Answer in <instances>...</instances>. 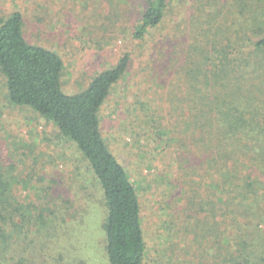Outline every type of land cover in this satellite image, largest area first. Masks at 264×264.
Returning a JSON list of instances; mask_svg holds the SVG:
<instances>
[{"label":"trees","instance_id":"obj_1","mask_svg":"<svg viewBox=\"0 0 264 264\" xmlns=\"http://www.w3.org/2000/svg\"><path fill=\"white\" fill-rule=\"evenodd\" d=\"M143 1L132 40L149 49L143 74L166 92V118L152 111L151 99L143 102L151 114L137 117L155 144L146 152L150 163L165 166L156 165L155 193L173 220L160 254L165 264H264V0ZM25 2L0 0V73L9 103L52 122L89 161L104 193L109 263L146 264L139 192L101 128L102 109L130 74L134 52L68 94L61 55L27 37ZM50 13L66 17L61 6ZM12 188L0 169V264H31V238L41 235L46 216L36 220Z\"/></svg>","mask_w":264,"mask_h":264},{"label":"rangeland","instance_id":"obj_2","mask_svg":"<svg viewBox=\"0 0 264 264\" xmlns=\"http://www.w3.org/2000/svg\"><path fill=\"white\" fill-rule=\"evenodd\" d=\"M25 1L27 37L33 43L47 44L61 55L65 64L63 88L68 94L82 92L97 73L115 66L125 51L134 52L130 74L116 86L102 109L101 128L110 149L127 168L139 192L147 245L145 263L165 264L164 254L160 253L167 248L170 239L166 221L173 218H167L159 208L160 198L155 193L157 168L165 166H159L161 163L156 158L157 162L150 163L154 157L146 152L154 149L155 144L146 125L143 129L137 118L151 114L146 111L147 105H143L148 99L152 100L150 104L156 116L167 117L161 109L164 105L161 96L166 92H161L164 91L161 84L157 79L152 80L148 71L143 74L149 49L132 40L144 1ZM35 1L46 12L31 5ZM55 6H61L66 17L62 13L54 17L50 11ZM137 101L142 103L141 107ZM0 169L13 181L12 194L18 201L31 206L35 219L38 220L40 212L46 216L45 224L39 226L41 235L31 238V264H110L104 230V193L89 161L77 144L64 137L52 122L28 107L9 103L6 78L2 73ZM51 213L60 217L57 223L48 220L53 217ZM62 216H67L68 223L61 219Z\"/></svg>","mask_w":264,"mask_h":264}]
</instances>
